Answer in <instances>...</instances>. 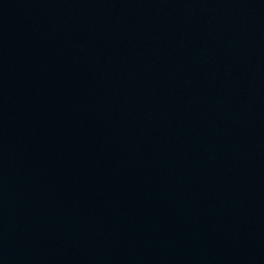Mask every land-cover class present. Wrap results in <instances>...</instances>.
I'll return each instance as SVG.
<instances>
[{"label":"water","instance_id":"obj_1","mask_svg":"<svg viewBox=\"0 0 264 264\" xmlns=\"http://www.w3.org/2000/svg\"><path fill=\"white\" fill-rule=\"evenodd\" d=\"M0 264H264V0H0Z\"/></svg>","mask_w":264,"mask_h":264}]
</instances>
